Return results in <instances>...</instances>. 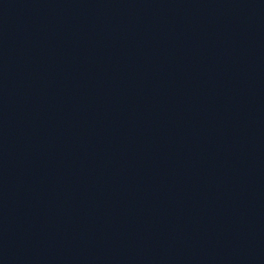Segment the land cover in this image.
<instances>
[{
  "label": "water",
  "instance_id": "obj_1",
  "mask_svg": "<svg viewBox=\"0 0 264 264\" xmlns=\"http://www.w3.org/2000/svg\"><path fill=\"white\" fill-rule=\"evenodd\" d=\"M187 264H264V242L221 252Z\"/></svg>",
  "mask_w": 264,
  "mask_h": 264
}]
</instances>
